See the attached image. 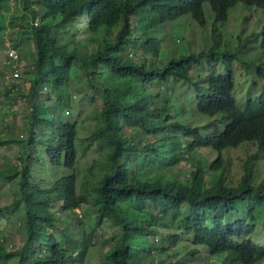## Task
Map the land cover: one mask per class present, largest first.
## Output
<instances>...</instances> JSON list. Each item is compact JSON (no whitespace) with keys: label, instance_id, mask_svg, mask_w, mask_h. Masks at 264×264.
<instances>
[{"label":"trees","instance_id":"16d2710c","mask_svg":"<svg viewBox=\"0 0 264 264\" xmlns=\"http://www.w3.org/2000/svg\"><path fill=\"white\" fill-rule=\"evenodd\" d=\"M8 1L0 0V37ZM17 1L26 36L13 46H33L27 163L13 202L0 208L15 214L20 227L14 249L0 246V264H79L103 221L115 230L107 264L263 260L264 236H252L264 235V179L257 183L247 164L240 181L228 184L222 152L249 142L264 155V86L254 90L264 83V59L244 55L258 37L264 49V0ZM205 3L213 13L210 45L158 65L175 24L188 17L206 25ZM239 4L248 15L257 11L251 23L257 28L231 36L222 26ZM243 66L250 87L238 94L236 67ZM73 86L101 103L83 139L76 121L63 117ZM198 115L212 120L197 124ZM79 148L98 154L81 177ZM210 151L215 157L208 161ZM182 161L192 167L184 180L169 173ZM146 168L169 171L149 177ZM55 200L65 217L54 210Z\"/></svg>","mask_w":264,"mask_h":264},{"label":"rangeland","instance_id":"374dc122","mask_svg":"<svg viewBox=\"0 0 264 264\" xmlns=\"http://www.w3.org/2000/svg\"><path fill=\"white\" fill-rule=\"evenodd\" d=\"M241 6L239 4L231 10L228 22L222 26V30L228 31L231 36L236 35L241 27L245 31L244 35H247L251 29L257 28L256 24L251 25L252 21L257 20V11H253L248 15V12L239 8ZM204 11L207 20L204 27L198 26L188 17L181 19V23L175 24L171 29L168 40L163 43L165 52L156 59L158 65H162L170 57H177L184 50L199 52L202 47H208L210 45L213 13L208 3L204 4ZM23 13V7L17 0H9L1 13V23L4 30L0 37V208L10 205L13 202L18 191L19 172L27 163L22 160L26 151L24 144L28 135L27 125L28 114L30 112V104L26 98L29 93V81L26 71L33 62V46L25 41L17 48L13 46L14 42L26 36V34H21L24 30L22 28L24 22L19 20V17ZM246 16L249 17L246 18ZM81 22L82 18L80 17L79 23ZM114 32H116V29H113ZM260 43L261 38L259 37L254 42L249 41L247 44L248 49L244 53L251 61L256 63L264 59V49L263 51L261 50ZM250 67L252 69L253 66ZM243 69H245V66L242 69L236 67V72L239 74L237 82L241 83L236 88L238 94L246 91L250 87V83L245 81L247 80L246 74L250 76L251 73L247 71L245 74ZM15 71L18 72L17 76L13 75ZM263 86L264 83L262 81H257V86L254 90L258 91ZM71 92L72 101L70 103V109L63 111V117L66 120L76 121L77 134L79 139H83L92 131L94 126V111L101 103L100 101L91 100L77 86H73ZM211 120V118L201 115L193 118V122L201 125L211 122ZM221 128L222 124H219V129ZM37 135H39V132ZM18 140H22V142H18ZM38 150L39 147L37 145V153ZM78 155L76 171L79 173V177H81L83 174L82 171L89 166L98 154L93 148L84 151L79 148ZM214 157L215 154L210 151L208 161ZM222 158L224 165L223 173L228 184L233 186L240 181L247 164L253 171L257 183L264 179V155L258 154L257 146L254 143L248 142L235 148L226 149L222 152ZM45 166L44 170L47 171V163ZM191 169V161H182L173 170L169 169L171 170L169 173L184 180L187 177L188 171ZM169 170L165 168L149 170V168H146L145 173L147 176L153 177L160 171L168 172ZM46 171L43 172V175L48 177L49 172ZM32 172L34 177L38 178L37 163L33 166ZM8 176L12 177L10 178ZM53 208L57 214L65 217V213L61 212L58 201L55 200L53 202ZM75 212L79 217L85 219L82 216L83 212L81 209L75 210ZM91 212L92 216H94L95 212L93 210ZM78 227L81 228L82 226ZM19 228L15 214L6 210L0 211V246L4 247L7 251L14 249L19 243ZM114 232L113 226L108 221L100 223L93 235L92 243L86 251L84 260L79 264H107L105 252L111 243V237ZM258 236L264 235L255 234L252 237L259 238ZM157 238L158 235H155L154 242H157ZM180 257L181 263H185L188 259L183 252L179 254ZM176 258L177 256L173 260ZM11 263L8 262L6 264ZM256 264H264V259Z\"/></svg>","mask_w":264,"mask_h":264},{"label":"built area","instance_id":"2783aa9c","mask_svg":"<svg viewBox=\"0 0 264 264\" xmlns=\"http://www.w3.org/2000/svg\"><path fill=\"white\" fill-rule=\"evenodd\" d=\"M10 55H11V54H10ZM13 75H14V76H17V75H18V72H17V71H15Z\"/></svg>","mask_w":264,"mask_h":264},{"label":"bare ground","instance_id":"6f19581e","mask_svg":"<svg viewBox=\"0 0 264 264\" xmlns=\"http://www.w3.org/2000/svg\"><path fill=\"white\" fill-rule=\"evenodd\" d=\"M249 2V1H248ZM261 132V131H260ZM258 139V138H257Z\"/></svg>","mask_w":264,"mask_h":264}]
</instances>
